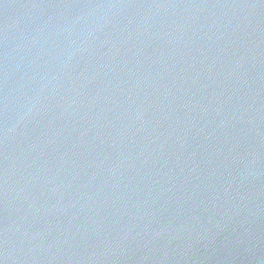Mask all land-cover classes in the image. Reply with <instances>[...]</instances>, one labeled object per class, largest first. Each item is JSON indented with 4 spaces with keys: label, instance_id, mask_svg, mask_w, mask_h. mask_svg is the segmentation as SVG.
I'll list each match as a JSON object with an SVG mask.
<instances>
[{
    "label": "water",
    "instance_id": "obj_1",
    "mask_svg": "<svg viewBox=\"0 0 264 264\" xmlns=\"http://www.w3.org/2000/svg\"><path fill=\"white\" fill-rule=\"evenodd\" d=\"M0 264H264V0H0Z\"/></svg>",
    "mask_w": 264,
    "mask_h": 264
}]
</instances>
